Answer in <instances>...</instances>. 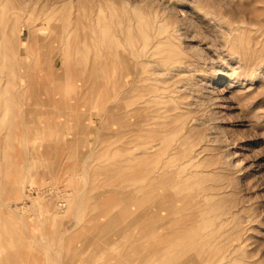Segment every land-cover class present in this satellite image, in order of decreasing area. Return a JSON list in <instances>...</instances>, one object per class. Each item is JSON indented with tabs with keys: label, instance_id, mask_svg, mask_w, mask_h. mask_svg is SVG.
Instances as JSON below:
<instances>
[{
	"label": "rangeland",
	"instance_id": "374dc122",
	"mask_svg": "<svg viewBox=\"0 0 264 264\" xmlns=\"http://www.w3.org/2000/svg\"><path fill=\"white\" fill-rule=\"evenodd\" d=\"M151 263L264 264V0H3L0 264Z\"/></svg>",
	"mask_w": 264,
	"mask_h": 264
},
{
	"label": "bare ground",
	"instance_id": "6f19581e",
	"mask_svg": "<svg viewBox=\"0 0 264 264\" xmlns=\"http://www.w3.org/2000/svg\"><path fill=\"white\" fill-rule=\"evenodd\" d=\"M2 5H3V0H0V6H2ZM129 112H130L129 114H130L131 118H134L136 116V120L132 121L131 125L135 126L136 124L140 123V124L143 125L144 128L146 127V129H147V125L149 123H151L150 121L152 119H154L155 117L161 116L160 114L152 115L150 113V111L147 112V108L146 107H144V106L143 107H140V106L138 107V106L135 105V103H133L131 105V109H130ZM137 116H139V117H137ZM132 132H135V129H132ZM136 146H137L136 145V141H135V139L133 137L130 140V149L134 150L136 148ZM161 149L162 148L160 147L159 143H148V142L146 143L145 147L143 148L142 155H141L142 156L141 160H142V163L146 167L147 170L143 173L142 180L148 187L153 185L156 182H159L161 177L165 173L163 170L157 171V172H153L150 169L148 170V167H150L151 164H152V156L158 154L159 152H161ZM194 159H195L194 156L189 158L185 162V164L192 163L194 161ZM151 191L152 190H150L149 188L146 191L145 206H144V210H143L144 215L146 217H150V218L153 217V216L154 217H160V218H166L168 216V214L170 213V211H174L173 207H171L168 204H164L161 200H158V201H155L154 203H152V201H153V199H152L153 198V193ZM180 224H181V222H180ZM182 225L184 227L185 224H182ZM160 226H161V224H160Z\"/></svg>",
	"mask_w": 264,
	"mask_h": 264
}]
</instances>
